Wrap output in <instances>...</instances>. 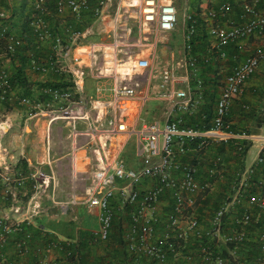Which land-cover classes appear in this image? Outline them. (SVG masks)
Instances as JSON below:
<instances>
[{"label": "built area", "instance_id": "built-area-1", "mask_svg": "<svg viewBox=\"0 0 264 264\" xmlns=\"http://www.w3.org/2000/svg\"><path fill=\"white\" fill-rule=\"evenodd\" d=\"M109 1L91 4L90 0H56L55 11L62 15L68 9L77 19L88 12L95 20H103ZM47 2L34 0L36 16L31 29L37 42H50L51 53L44 62L33 61L32 66L42 76L66 74L61 82L64 86L45 85L40 94L45 105L52 107L51 112L67 116L73 162L78 160L89 180L80 195L73 193L60 206V215L66 214L70 207H82L98 223L95 240L107 242L117 203L128 216L121 233L127 264H264V231L250 229L259 223L260 213L264 212V184L251 180L254 170H247L244 179H232L216 208L200 217L198 208L213 195L214 185L223 180L218 171L220 159L210 161L203 180H198L196 166L183 161L193 150L203 152L210 146L232 145L240 153L243 143L257 142L256 163L264 164V135L233 132L226 120L234 98L242 93L245 83L264 61L261 0H242L238 23L227 20L220 23L232 10L227 2L204 15L212 42L210 48L221 59L226 58V49L233 44L251 37L262 41L224 79L208 129L181 127L182 121L177 117L195 113L206 93L203 80L198 78L201 63L192 53L191 40L198 29L194 16L185 14L182 58L160 71L156 90L150 94L154 54L144 52L147 44L150 48L157 45L159 34L174 30L177 11L170 0H139L137 38L131 44L128 42L131 30L122 25L125 17L122 8L116 10L107 32L109 42L104 44L86 42L88 30L81 32L70 27L49 30L43 20L48 14ZM5 18V12L0 10V40L12 55L22 41L2 27ZM152 33L154 38L150 39ZM80 42L87 43L84 61L74 56ZM209 60L204 57L202 63ZM142 78L145 89L138 81ZM87 79L94 83L90 93L84 89ZM10 91L9 76L2 71L0 103L8 99ZM150 101L163 104L162 119L146 122L140 118L143 107ZM17 104L32 106L28 97L18 99ZM133 115L135 118L130 121ZM131 137L135 140L138 167H130L122 157L125 141ZM27 179L35 181L34 192L23 202L21 196ZM37 180L32 175L24 176L5 161L0 163V264H17L18 260L20 264H29L22 260L33 234L25 227H37L33 220L41 209L35 199L46 194L49 186L48 178H41L39 183ZM144 184L148 185L141 189ZM206 208L209 211V206L203 208L205 212ZM38 232L43 237L49 234L40 227ZM252 241L257 243V252L250 257L246 245ZM10 243L14 258L5 254ZM46 245L67 257L73 256L69 243L47 239Z\"/></svg>", "mask_w": 264, "mask_h": 264}, {"label": "crops", "instance_id": "crops-1", "mask_svg": "<svg viewBox=\"0 0 264 264\" xmlns=\"http://www.w3.org/2000/svg\"><path fill=\"white\" fill-rule=\"evenodd\" d=\"M185 1L187 6L186 8H182V11L184 12L183 19L185 18V14L188 13L195 18L196 16H199L197 19H200L201 22V19H203L202 16L205 15L206 11L214 9L218 7V5L227 2L231 5L232 10L226 18L220 20V23L225 24L224 22L226 20L236 23L240 21L239 4L242 0ZM55 3L56 0H48V14L43 16V20L47 24L49 30L62 31L67 27L75 28L81 26L82 28L79 31L85 32L88 30L90 34L92 33V28L89 29L88 25L87 27L82 25L83 22L89 21L88 24H90V27L92 26V20L94 18L90 13L85 12L81 15L80 19H77L70 10L66 9L62 15H58L55 11ZM90 3L95 4V1L90 0ZM180 8H178V10ZM260 9L261 12L264 13V0H261ZM0 10L4 11L6 14V24L2 27L6 30L8 28L12 29V35L22 41V46L12 55L6 52L5 44L1 43L0 72L3 71L9 76L11 84V78L14 80L15 73L21 71L23 76L21 82H23L24 85L23 88H15L11 84V91L9 92L8 99L4 103H0V163L3 161L7 162L18 172H22L26 177L32 175L38 179L49 178L50 175L47 171L49 166H58L60 169L62 165L67 164L66 160L69 161V154L67 153L68 148L64 142H58L53 139V130H49L45 125L39 123L33 126V124H31V118L33 116L30 115L29 111L26 109L18 107L19 104H17V100L24 97H31L32 94L38 92L43 83L54 82L59 76H61V81H64L66 74L59 73L42 76L39 71L33 69V61H36L37 63L44 62L51 53V44L50 42H40L35 46L34 42L37 41H34L33 33V37L30 32V35L24 33L21 26L15 22H17L19 18L30 19L36 16L34 0H25V3H22V0H0ZM30 12L33 13L30 14ZM106 18H108V15H105L103 20ZM90 38H92V36H90L89 39ZM205 40H207L208 44L206 43V46L200 45L204 51L201 52L200 50V55H193L198 57L201 64L204 57L210 59L206 66L200 67L198 70V78H201L205 84H207L204 98L206 100L210 94H214L216 97L218 96L222 88V83L226 76L230 74L232 68L259 48L262 45V41L259 38L251 37L236 45L233 44L226 49V58L221 59L216 51L210 48L212 43L210 38L207 37ZM85 41L87 42V40ZM86 42H80L79 47L74 51V56L80 58L82 61H84V48L87 44ZM28 43L31 44L28 45ZM238 45H240L241 48H239ZM24 61H26L25 64L23 63ZM155 61L156 58L153 60L154 68ZM174 62L176 61L172 60L168 66L172 65ZM226 64L228 65V68L226 67ZM208 66L209 68H207ZM14 82L17 83L19 81L15 79ZM93 85L94 83L92 80L87 79L84 85L85 91L90 93ZM215 89H217V93L215 92ZM263 91L264 61L259 64L255 74L245 83L242 93L233 100L232 107L227 115V122L232 129L238 132H248L252 135H261L257 132L261 130V126L264 124V113L259 112L264 109L262 107L264 105V94L262 96ZM248 105H250V107ZM237 107H239V109ZM240 107L245 113H248V117L240 114ZM248 109L249 111H246ZM22 117L24 118V124H19V120L23 119ZM260 118V125L257 127L253 126L255 129L250 130V125L259 122ZM251 131H254L255 133L253 134ZM46 133L48 135L47 138ZM248 144H250L251 147L254 146L256 152L250 157L248 155L250 147L245 157L242 159H239L233 155V153L231 154L229 152L223 156H214L210 151L199 152L194 150L184 158L183 161L197 167L198 180H203V178L206 177V172L212 159L215 157L220 159L218 171L220 175L223 176V180L214 185L213 195L205 200L200 208H198L197 214L201 215L200 217H204V215L211 213L213 209L216 208L223 191L225 192L229 188V182L234 178L238 179L241 177L244 179L247 170L251 168L254 170L251 176V180L254 183L262 182L264 184V164L259 166L256 163L259 151L258 144L257 142ZM73 165L75 175L77 173L75 171L77 161L73 162ZM21 169H24L25 173L23 170L21 171ZM56 175L60 176L58 173H56ZM30 181L32 180L27 179L25 181V188H28L27 185ZM145 186L142 185L141 189H144ZM25 188H23L24 192ZM58 193L60 195V187L58 188ZM29 196L30 195H27V199ZM207 206H209L210 209L208 211V208H206L205 212L203 208ZM244 206L243 203V207ZM40 212L41 213L33 220L34 226H39V218L45 216L47 213L44 208H41ZM70 212L76 214V212L78 213V210L71 209ZM85 214L86 212L84 210V215ZM72 220L73 222H63L57 226L49 224L45 229L49 234L45 237L39 233L35 234L33 227H28L31 229L30 231L33 234V238L29 244L28 252L22 261L28 262L29 264H127L128 259L125 256L121 240L122 229L128 222L126 210L124 211V209L117 205V203L115 204L113 228L107 242L95 240L94 233L98 229V223L94 217L86 214L81 220H78V218L75 217H73ZM250 229L254 231H264V212L260 213L259 223L252 225ZM47 239H55L69 243L73 256L67 257L64 252L48 249L46 245ZM246 246L248 256H254L257 252V243L252 241ZM244 253L246 252L244 251ZM5 254L8 258L15 257L12 243L6 248ZM146 261L147 260L145 259L143 262L146 263ZM20 263V260H18L17 264Z\"/></svg>", "mask_w": 264, "mask_h": 264}, {"label": "rangeland", "instance_id": "rangeland-1", "mask_svg": "<svg viewBox=\"0 0 264 264\" xmlns=\"http://www.w3.org/2000/svg\"><path fill=\"white\" fill-rule=\"evenodd\" d=\"M137 1L139 3V0ZM171 1L172 4L177 9V22L174 27V30L168 32L167 34H159L157 36V45L154 48H150V46L147 44L144 52V54H147L150 51L154 54V58H156L155 68H154L153 76L151 78L152 84L150 87V94H152L156 90V82L158 80V75L160 71L163 68L167 67L170 64V62H172V60L177 61L181 59L184 53L183 31L185 27V22L183 19L184 12L182 11V8L184 7L186 8L187 3L185 0H171ZM138 3L134 5V0H110L109 3L107 4L104 13L105 15H108V18H106L105 20L93 19L91 27L90 24H88L89 21L82 23L85 27H87L88 25L89 29L92 28L91 34L93 35L89 34L86 40L95 43H99V42H102L104 44L108 43L109 37L107 32L112 27V19H114L113 17L116 13V10L118 8L119 9L122 8V10H124L125 13L124 15L125 17L122 20V25L124 26L123 28L125 29L127 28L131 30V33L128 37V42L129 44L133 43V41H135L137 38L136 14L138 11L137 8ZM178 8L180 9L178 10ZM202 18L203 20L201 19L202 21L200 22V27L198 31V35L200 36L206 35V29H207L206 26L207 23L204 21L205 17L203 16ZM90 36H92V38L89 39ZM153 38H154V34L152 33L150 39ZM226 67L228 68L227 64ZM138 81L139 84H141L142 87H144L145 85L144 78L139 79ZM216 91L217 89H215V92ZM263 94L264 91L262 93V96ZM29 98L31 100L32 106L35 105V108H32V106H25V105L22 106L18 105V107H21L22 109H26L27 111H29V114L33 116L31 118L32 119L31 124H33V126L39 123L41 125H45V127L49 128V130L50 129L53 130L54 131L52 136L53 139L57 140L58 142H64L68 148L67 153L69 154L68 155L69 161L66 160L67 164L62 165L60 169L58 168V166L48 167L47 171L49 172L50 175L48 178L49 179V186L47 189L48 192H46V194L36 197L35 199V204L39 205L40 209L44 208L45 212L47 211L45 216L43 217L39 216L40 217L39 222L44 223L45 225L53 224L57 226L63 222H73L72 220L73 217L78 218V220H81L82 217H85L86 215V214L84 215V209L81 207H70L69 212L66 215H60L59 213L60 206L68 202L73 193L80 195L83 192V190L86 188V186H88L89 184L88 175H84L83 173L84 169L82 165L78 162V160H77V165H75V171L77 173L74 175L71 140L69 138V130L66 125L67 116L64 113L51 112V110L53 109H51L52 107H47L45 105V100L40 94V88L36 94L35 93L32 94L31 97ZM36 105H38V107ZM248 106L250 107V105ZM262 107L264 108V105ZM237 108L239 109V107ZM163 111H164V106L162 103L157 101H150L143 107L140 113V118L144 119L146 122L157 121L162 119ZM239 111L241 115L248 117V113H245L243 109H241V107ZM246 111H249V109ZM259 112L264 113V109L260 110ZM134 118H135L134 115L130 117V121H133ZM260 121L261 118L259 119V122H256L255 124L254 123L251 124L249 129L254 130L255 128H253V126L254 127L259 126ZM19 124H24V118L19 120ZM251 133L254 134L255 132L251 131ZM257 133L264 135V124L261 126V130H259ZM47 136L48 135L46 133V138ZM134 152H135V140L134 137H131L130 139L125 141V145L122 151V157L125 159V161L130 167H138V162L135 158ZM255 152H256V148L253 146L250 148L248 155L251 157L254 155ZM80 155L81 154L79 153L78 156ZM22 170L24 172V169H21V171ZM56 173L60 174V176H57ZM44 177H48V176H44ZM39 180H37L36 182L39 183L41 181ZM145 185L146 184H144V186ZM34 186H35V181H30V183L27 185L28 188H25V192L23 193V196H21L23 202L26 201L27 195L33 194ZM59 187H60V195L58 193ZM71 209L78 210V213L77 212L76 214L71 213L70 212Z\"/></svg>", "mask_w": 264, "mask_h": 264}, {"label": "trees", "instance_id": "trees-1", "mask_svg": "<svg viewBox=\"0 0 264 264\" xmlns=\"http://www.w3.org/2000/svg\"><path fill=\"white\" fill-rule=\"evenodd\" d=\"M92 1H94V0H92ZM22 3H25V0H22ZM32 13L33 12H30V14H32ZM25 18H28V17H25ZM196 19H197V17H196ZM5 20H6V18L3 20L2 26H4L6 24L5 23ZM32 20H33V18H30V19L29 18L28 19H24V18H21L20 19L19 18V20L17 22H15V23L16 24H19V26H21V28L24 31V33L29 34V32H30V34L32 36V33H33V32H31V30H32L31 29V22H32ZM197 22H198V29L196 31V34L194 35V37L191 40V45H192V53L193 54H199L200 55V50H201V52L204 51V49L202 47H200V45H203L204 46L207 43V40H205V39L207 37L209 38V36H208L207 33L204 36L198 35V31H199V27H200V19H197ZM81 28L82 27L79 26V27H75L73 29L80 30ZM11 30L12 29H9L8 28L7 29V33L8 34H12ZM33 38H34V41H37L35 35H34ZM1 43L2 44L3 43L5 44V42L3 40H0V45H2ZM38 43L39 42H34L35 46ZM30 44L31 43H28V45H30ZM23 63L25 64L26 61H24ZM208 63L209 62L202 63L203 65L201 64L200 67H204ZM207 68H209V66ZM14 77L19 82L16 83V82H14L15 79L13 80V78H11V84H12V86L15 87V88L16 87H22L23 88L24 85H23V82H21L22 79H23L22 72L21 71H17L15 73V76ZM61 82H63V81H61V76H59L58 79H56L54 82H48L46 84H42L40 86V88L42 86H45V85H50V86H59L60 85V86H64L65 84L64 83H61ZM203 84H204V86L206 88L207 84H205L204 81H203ZM194 85H195V81L192 82V86H194ZM215 99H216V96L214 94H210L208 96V98H206V100L204 99L202 106H200V108L195 113H193V114L186 113V114L177 115V117L180 118L181 121H182L181 127H186V128H199V129H208V128H210L211 127L210 122H211V120L213 118V111H214V108L213 107H214ZM226 120H227V117H226ZM263 120H264V118H263ZM230 130L233 131V132H238V131H235L234 129H232L231 127H230ZM243 144H244V146H243L242 152H240V153H238V151L236 150V148L233 147L232 145L210 146L208 148L207 152L210 151L211 153L214 154V156H223L227 152H229L231 154L233 153V155H235L236 157L241 156L242 158H244L245 155H246V153H247V151L249 150V148L251 146L248 143L247 144L243 143ZM38 225L39 226H37L36 228H34V233L35 234L39 233L38 232L39 227L42 228V229H44V230L46 229V227H48V225H45L44 223H41V222H38ZM25 229L28 230V231L31 230L30 228H27V227H25Z\"/></svg>", "mask_w": 264, "mask_h": 264}, {"label": "bare ground", "instance_id": "bare-ground-1", "mask_svg": "<svg viewBox=\"0 0 264 264\" xmlns=\"http://www.w3.org/2000/svg\"><path fill=\"white\" fill-rule=\"evenodd\" d=\"M138 3V1L137 0H134V5H136Z\"/></svg>", "mask_w": 264, "mask_h": 264}]
</instances>
